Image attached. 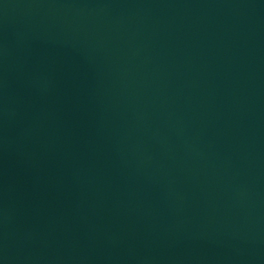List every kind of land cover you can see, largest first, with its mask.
Here are the masks:
<instances>
[{"label": "water", "instance_id": "obj_1", "mask_svg": "<svg viewBox=\"0 0 264 264\" xmlns=\"http://www.w3.org/2000/svg\"><path fill=\"white\" fill-rule=\"evenodd\" d=\"M0 264H264V0H0Z\"/></svg>", "mask_w": 264, "mask_h": 264}]
</instances>
